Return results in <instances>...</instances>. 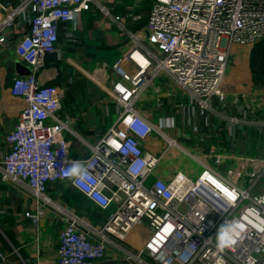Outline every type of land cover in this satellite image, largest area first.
I'll return each instance as SVG.
<instances>
[{"label": "built area", "instance_id": "1", "mask_svg": "<svg viewBox=\"0 0 264 264\" xmlns=\"http://www.w3.org/2000/svg\"><path fill=\"white\" fill-rule=\"evenodd\" d=\"M0 9V44L5 29L17 20L28 22L14 54L30 72L14 78L10 86V94L22 98L25 106L5 137L0 178L25 186L33 198L34 208L23 213L32 226L39 225L47 208L64 213L56 264H96L112 239L124 241L143 226L148 236L142 247L126 257L138 264H146L143 257L154 264H264V157L237 159L235 168L220 173L165 134L174 129L173 119L154 126L134 108L158 77L173 82L201 113L213 111V98L225 105L221 87L230 49L264 41V0H151L145 26L134 32L123 16L110 14L99 0H0ZM92 9L115 24L129 44L110 65L116 80L107 94L119 109L118 118L94 141L79 138L59 118L64 88L37 78L45 66L44 54L61 55L56 46L59 27L76 23ZM233 103L238 114L228 120L238 123L247 109L239 100ZM65 133L80 140L83 156L71 155ZM152 134L165 143L158 155L143 147ZM184 137L189 139L188 134ZM174 150L202 166L195 179L183 170L155 175ZM208 159L217 167L230 158L213 153ZM70 160L81 163L90 182L80 185L64 176ZM53 184L71 187L102 212L114 210L100 227L92 226L48 197ZM237 221L245 226L237 243L218 250V229Z\"/></svg>", "mask_w": 264, "mask_h": 264}, {"label": "crops", "instance_id": "2", "mask_svg": "<svg viewBox=\"0 0 264 264\" xmlns=\"http://www.w3.org/2000/svg\"><path fill=\"white\" fill-rule=\"evenodd\" d=\"M99 1L104 3L101 5L110 14L123 16L127 29L132 32L140 30L147 22L151 0ZM2 14L0 9V21ZM134 15L140 16L136 22L131 20ZM27 27L26 20H17L5 29V42L0 44V156L7 150L5 137L17 124L25 106L22 98L10 94V86L13 79L19 77L15 69V63L19 61L14 54V45ZM128 45L125 35L97 9L82 13L74 24L59 27L56 46L61 55L56 63L45 64L37 78L42 84L64 88L58 116L68 122L69 129L79 138L94 141L117 120L119 109L107 94L116 80L110 65L127 50ZM232 48L221 87L225 105L213 98V111L201 113L173 82H162L159 77L142 91L136 101V111L154 126L160 120L173 119L174 129H167L165 134L177 143L185 142L200 156L184 150L193 158L206 165L210 162L208 156L213 153L230 158L217 166L222 172L229 167L235 168L237 159L252 157L251 154L257 156L252 158L264 156V83L253 80L250 49ZM67 68H70L68 73ZM235 100L247 109L245 122L228 120L237 117ZM185 134L189 139H185ZM65 136L71 140V155L83 156L80 140L67 133ZM164 145L161 138L152 134L143 147L158 155ZM167 161L165 169L171 171L183 170L185 163L193 159L184 162V155L174 150ZM199 167L202 170V166ZM48 197L64 207L69 215L92 226L103 224L109 213L98 210L77 191L62 184L50 185ZM33 208L34 200L25 186H15L0 178V264H56L57 236L63 225L64 213L47 208L39 225L34 227L23 215ZM96 211L101 212V218ZM78 229L83 230L81 226ZM147 236L148 231L143 226L130 232L124 241L112 239L104 258L96 264H138L126 257L129 253L136 254ZM143 261L154 264L146 257Z\"/></svg>", "mask_w": 264, "mask_h": 264}, {"label": "clouds", "instance_id": "3", "mask_svg": "<svg viewBox=\"0 0 264 264\" xmlns=\"http://www.w3.org/2000/svg\"><path fill=\"white\" fill-rule=\"evenodd\" d=\"M68 166L65 168L64 176L74 183L84 185L91 181L92 177L82 167L81 163L77 160H70L67 162ZM245 226L240 222H236L229 227H220L216 233V247L218 250L223 251L226 248H231L237 243V239L244 232Z\"/></svg>", "mask_w": 264, "mask_h": 264}, {"label": "rangeland", "instance_id": "4", "mask_svg": "<svg viewBox=\"0 0 264 264\" xmlns=\"http://www.w3.org/2000/svg\"><path fill=\"white\" fill-rule=\"evenodd\" d=\"M146 3H150V2L147 1ZM101 4L104 5L103 2H101ZM253 46H240V47L244 48L245 51L246 50L248 51L250 49V53H251V50H252ZM232 49L233 48L230 49V52H233ZM137 106H138V103L135 104L134 108L137 109ZM243 121L245 122L246 119H243ZM178 143L180 144V146L182 147L183 150H186V151L190 152V154L193 155V156L200 157L199 154H197L195 151L191 150V148L185 142H179L178 141ZM251 156L252 157H257L256 155H253V154H251ZM263 157L264 156L259 155V158H263ZM184 160H185L184 162H186L185 156H184ZM165 165H166L165 162H161V164L156 168V170L154 172L155 175L162 176V177L166 176L169 173V169L168 170H167V168L165 169ZM209 165L211 167H213L215 170H217L218 172L222 173V170H218V167L214 166L212 164V162H209ZM184 166H185L184 169H183L184 174H186L187 176H189L192 179H195L199 175V173L201 172V167H199L195 161L186 162ZM113 210H114V208L110 209L109 212H112ZM100 213L101 212L96 211L97 216L101 218L102 215ZM104 218H106V217H104ZM101 225L102 224L100 223L98 225L95 224L93 226L100 227Z\"/></svg>", "mask_w": 264, "mask_h": 264}, {"label": "trees", "instance_id": "5", "mask_svg": "<svg viewBox=\"0 0 264 264\" xmlns=\"http://www.w3.org/2000/svg\"><path fill=\"white\" fill-rule=\"evenodd\" d=\"M250 67L254 82L264 83V41L254 44L250 53Z\"/></svg>", "mask_w": 264, "mask_h": 264}, {"label": "water", "instance_id": "6", "mask_svg": "<svg viewBox=\"0 0 264 264\" xmlns=\"http://www.w3.org/2000/svg\"><path fill=\"white\" fill-rule=\"evenodd\" d=\"M9 3L11 0L8 1ZM44 63H56L58 61V57L56 53H46L43 56ZM15 69L18 76H27L29 75V69L23 66L20 62L15 63ZM70 72V68H67V73Z\"/></svg>", "mask_w": 264, "mask_h": 264}]
</instances>
